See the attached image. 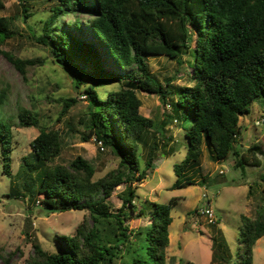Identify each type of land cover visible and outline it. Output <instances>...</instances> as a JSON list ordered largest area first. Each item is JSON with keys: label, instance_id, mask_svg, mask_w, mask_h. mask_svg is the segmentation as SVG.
Listing matches in <instances>:
<instances>
[{"label": "trees", "instance_id": "obj_1", "mask_svg": "<svg viewBox=\"0 0 264 264\" xmlns=\"http://www.w3.org/2000/svg\"><path fill=\"white\" fill-rule=\"evenodd\" d=\"M47 1L49 10L36 40L49 46L53 60L72 76L75 86L86 85L85 128L89 134L82 139L93 136L118 162L97 179L94 165L81 155L67 164L53 162L61 152L60 134L39 127L30 142L31 152L23 156L22 175L9 193L18 190V197H25L47 213L84 210L88 215L73 234L56 237L60 241L57 251L45 250L27 233L33 251L26 261L113 264L121 258L124 264H171L166 248L172 222L170 209L176 198L165 204L146 200L137 210L132 186L135 181L142 182L153 168L158 150L155 135L150 145L147 143L155 122L140 113L137 90L155 93L165 103L172 95L169 80L164 86L150 72L146 58L164 55L181 63L179 55H191L187 62L191 83L178 88L176 100L169 102L171 111L178 109L185 118L191 115V123L184 130L186 153L174 166L177 175H185L187 183L192 181L193 172H199L203 146L215 160L225 159L230 153L236 155L235 168L258 166L259 143L245 150L236 148L235 143L240 116L249 112L252 102L264 97V0ZM3 8L0 0V53L26 79L29 69L44 60L22 58L1 48L13 34V22L1 14ZM27 10L26 6L22 8L24 15ZM69 14L72 20L60 23L61 17ZM80 15L85 18L81 20ZM104 56L113 68L105 65ZM104 85L113 88L99 91ZM5 93L7 88H0V107ZM61 100V113L77 101L74 96ZM167 117L176 119L172 112ZM16 118L17 122L4 117L0 109V155L8 176L12 126H38L36 114L27 109ZM162 128L156 126L155 132L163 135ZM144 149L146 153H142ZM260 178L264 180V173ZM121 184L127 185L113 211L109 202ZM137 211V215H146L148 222L133 228L127 221ZM241 231L240 250L245 258L242 256L239 263L252 264L254 244L264 235V212L256 211L248 217ZM0 256L7 264L8 257L1 251Z\"/></svg>", "mask_w": 264, "mask_h": 264}, {"label": "rangeland", "instance_id": "obj_2", "mask_svg": "<svg viewBox=\"0 0 264 264\" xmlns=\"http://www.w3.org/2000/svg\"><path fill=\"white\" fill-rule=\"evenodd\" d=\"M2 1L4 8L1 14L11 18L13 34L1 48L22 58L40 57L44 60L41 65L29 69L24 79L0 53V88H7L4 103L0 107L1 115L17 122V114L27 109L38 118L36 127L13 125L11 128L10 176L3 168L0 155V251L3 257H8L7 264H28L26 260L33 249L27 233L31 238L35 237L45 250L57 251L60 241L56 237L73 234L76 226L88 215L84 210L47 213L25 197H18V190L9 193L22 175L23 156L31 152L30 142L38 134L39 127L55 129L60 134L62 148L53 162L67 164L75 156L81 155L94 165L95 179L114 168L118 158L102 148L93 136L87 140L82 139L89 134L85 128L88 115V101L84 93L86 85L75 86L72 76L53 60L49 46L36 40L41 33L42 20L49 10L50 2ZM24 6L28 9L26 15L22 11ZM80 18L82 20L85 17L80 15ZM70 20L72 15H65L61 17L60 23L65 24ZM190 45H194V34ZM179 58L181 63L164 55H149L146 58L150 72L164 86L169 80L168 87L172 95L168 96L165 103L155 93L137 90L141 100L140 113L151 118L155 127L163 125L164 132L159 135L155 127L149 130L147 143L150 145L155 135L158 150L152 161L153 168L147 171L145 179L132 184L135 186V208L138 210L146 200L165 204L170 198H176L170 209L172 222L166 248L171 264H241L239 262L245 258L240 250L243 237L241 229H244L246 219L254 216L256 211L264 212V180L260 178L264 173V97L252 102L249 112L240 116V132L235 143L236 148L245 150L258 142L260 165L235 168L236 155L230 153L225 159L215 160L210 156L208 148L203 146L199 172H193L192 181L187 183L185 175L175 173L174 166L185 156L187 139L184 130L191 123V115L185 118L178 109L171 111L172 105H169V102L177 98L175 91L191 83V71L187 65L191 55L183 53ZM103 59L107 67L113 68L109 58L104 56ZM112 88V85H104L98 90ZM69 96H74L77 101L61 113V98ZM171 112L177 119L175 122L172 117H167ZM142 153H146V149ZM142 161L139 160L141 167L144 166V158ZM126 185L117 186L112 193L109 203L113 211L120 204L119 196ZM203 193H206L216 212L215 225L195 214L194 210L205 203ZM137 214L138 211L130 214L127 221L130 227L136 228L148 222L146 215ZM4 263V258L0 256V264ZM113 264L124 262L118 258ZM252 264H264V235L254 244Z\"/></svg>", "mask_w": 264, "mask_h": 264}, {"label": "built area", "instance_id": "obj_3", "mask_svg": "<svg viewBox=\"0 0 264 264\" xmlns=\"http://www.w3.org/2000/svg\"><path fill=\"white\" fill-rule=\"evenodd\" d=\"M175 121H176V119H174V122ZM219 172L222 173V170H219ZM202 197L205 198V203L202 206L197 207L195 209V214L197 216L204 217L207 220V222L210 224H216L217 223V215H216L215 210L213 209V207L209 203V200L207 199L206 193H203Z\"/></svg>", "mask_w": 264, "mask_h": 264}]
</instances>
